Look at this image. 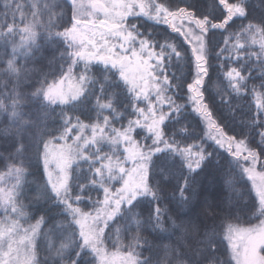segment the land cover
Listing matches in <instances>:
<instances>
[{"label": "snow or ice", "instance_id": "obj_1", "mask_svg": "<svg viewBox=\"0 0 264 264\" xmlns=\"http://www.w3.org/2000/svg\"><path fill=\"white\" fill-rule=\"evenodd\" d=\"M0 264H264V0H0Z\"/></svg>", "mask_w": 264, "mask_h": 264}, {"label": "trees", "instance_id": "obj_2", "mask_svg": "<svg viewBox=\"0 0 264 264\" xmlns=\"http://www.w3.org/2000/svg\"><path fill=\"white\" fill-rule=\"evenodd\" d=\"M160 27L162 28L163 26H160ZM177 39H178V40H181V42H182V38L177 37ZM215 39H216V41H221V40H222V37H220L219 35H217V37H216ZM214 75H215V74H214ZM243 103L246 104L247 102H243ZM245 110H247V109L245 108ZM256 221H257V220H251L250 223L253 224V223H255ZM241 223H243L244 226L249 225V223H248L247 221H244V220H242Z\"/></svg>", "mask_w": 264, "mask_h": 264}, {"label": "rangeland", "instance_id": "obj_3", "mask_svg": "<svg viewBox=\"0 0 264 264\" xmlns=\"http://www.w3.org/2000/svg\"><path fill=\"white\" fill-rule=\"evenodd\" d=\"M256 223H258V220L255 223H253V224H256ZM247 226H249V225H247Z\"/></svg>", "mask_w": 264, "mask_h": 264}]
</instances>
